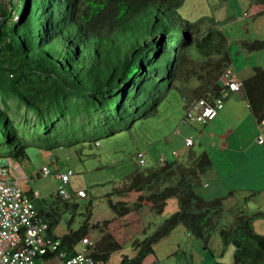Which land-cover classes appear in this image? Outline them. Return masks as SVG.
Returning <instances> with one entry per match:
<instances>
[{"label":"trees","instance_id":"1","mask_svg":"<svg viewBox=\"0 0 264 264\" xmlns=\"http://www.w3.org/2000/svg\"><path fill=\"white\" fill-rule=\"evenodd\" d=\"M183 2L0 0V102L6 106L9 99L17 101L47 127L60 119H82L92 129L75 132L78 127L72 124L62 142L46 140L41 148L20 134L0 106V160L10 157L19 162L30 150L52 151L130 131L137 121L155 115L169 90L178 88L187 76L192 48L206 57L208 69L194 95L221 96L218 80L231 63L226 37L212 27L201 32L179 18L176 10ZM254 7L263 9L264 0H256ZM241 45L248 51L264 49V41ZM242 92L253 116L264 121L263 68L255 67L253 75L242 81ZM211 169L209 155L192 150L162 166L136 162L134 170L107 194L120 197L135 192L136 199L131 204L108 199L112 212L119 217L136 214L143 225L144 208L161 214L171 198L177 199L179 208L150 235L134 241L136 253L122 255L119 264H144L154 254V246L179 226L204 245L217 232L225 246L234 248L230 264H264V234L253 230L254 219L264 214L240 211L226 220L224 198L206 200L196 192ZM57 201L54 207L39 210L52 234L60 222V206H78ZM89 220L87 216L77 230L58 237L61 249L74 252L80 239L97 228ZM121 249L108 232L92 254L106 260Z\"/></svg>","mask_w":264,"mask_h":264},{"label":"rangeland","instance_id":"2","mask_svg":"<svg viewBox=\"0 0 264 264\" xmlns=\"http://www.w3.org/2000/svg\"><path fill=\"white\" fill-rule=\"evenodd\" d=\"M255 2L256 0H184L176 13L183 21L199 30H206L208 26L221 30L227 40L230 65L237 76L244 80L253 75L254 66L264 69V49L248 51L241 45L243 41H264V8L260 11L254 10ZM189 56L199 61H189V71L186 77L183 75V79L188 84L198 82L201 85L208 70L205 65L206 57L198 53L195 48L190 49ZM196 97L198 96L194 95L192 98ZM185 102L180 92L171 89L160 104L158 112L145 120L137 121L130 131L106 135L97 142L85 141L52 151L30 150L28 156L20 160L19 164L26 168L30 178L28 189L39 193L37 208L41 206L39 201L42 199L45 202L57 201L55 190L58 181L55 173L67 168L72 169L74 173L70 177L67 189L72 193L83 190L87 194L79 200L76 208L68 207L70 208L68 209L60 206L62 227H66L68 219L73 216V223L77 228L80 220H84L87 216L90 218L94 210L98 219L97 228L86 234L95 241L94 250L98 249V242L103 234L111 232L125 243L132 238L123 249L125 255L131 256L134 251L133 242L150 235L155 226L161 224L166 217L163 218L154 211L148 212L146 222L140 225L136 214L130 218L119 217L113 212V214L106 213L111 210L108 199L114 201L113 199L118 198L131 204L137 196L135 192L120 197L107 194L134 170L138 151L144 153L145 166H152L162 153L171 161L175 158L171 154L173 150L179 153L180 158L192 150L197 154L206 152L209 157V152H216L214 159L211 160L212 169L207 171L203 177V185L196 190L198 194L206 200L224 198L226 218L240 211H245L251 216L257 212L264 214V153L260 150L264 151V141H256V145L249 148L248 152H232L231 159L227 160L224 153L211 147L209 123L206 125L192 121L187 124L182 123ZM0 106L7 110L20 134L28 142L41 148H45L46 140L59 139L62 142L72 124L78 127L75 132L92 130L87 121L82 119L74 121L60 119L56 124L48 127L41 125L34 112L27 110L13 99L7 100L6 106L0 102ZM246 129L249 128L245 124L242 125L237 135L242 133L248 135ZM176 130L179 134H174ZM186 137L193 139L192 146L185 147ZM248 156L250 162L247 163ZM4 162V159L0 160V164ZM44 164L50 165L51 174L48 176L38 173ZM217 174L220 175L219 178ZM230 202L234 204L228 205ZM87 207H90L89 211ZM140 217L144 219V213L141 212ZM253 230L258 234H264V218L254 219ZM233 251V246H225L222 243L217 232H214L207 245H204L201 240L179 226L154 246V254L149 255L144 264H230ZM35 264H55V262L38 259Z\"/></svg>","mask_w":264,"mask_h":264},{"label":"built area","instance_id":"3","mask_svg":"<svg viewBox=\"0 0 264 264\" xmlns=\"http://www.w3.org/2000/svg\"><path fill=\"white\" fill-rule=\"evenodd\" d=\"M219 80L224 85L221 93L226 90L242 91V82L229 67L222 72ZM222 107V96L193 98L185 107V122L206 125L216 117ZM174 134H179L178 130L174 131ZM192 145L193 139L185 138V147ZM171 154L175 158L179 157L176 150ZM136 160L140 165L146 164L144 153L141 151L136 153ZM4 161L0 164V264H35L38 259L45 262L51 260L55 264H112L110 257L104 260L93 256L95 241L90 236L81 238L71 254L61 249V241L49 233L47 221L34 205V199L39 197V193L24 188L19 183V174L13 159L6 157ZM167 161L162 153L157 166H162ZM38 173L43 176L50 175V165H42ZM73 173L70 168L55 173L58 181L55 190L57 200L77 203L86 197L83 190L72 193L67 189ZM53 255L49 260L43 259Z\"/></svg>","mask_w":264,"mask_h":264},{"label":"crops","instance_id":"4","mask_svg":"<svg viewBox=\"0 0 264 264\" xmlns=\"http://www.w3.org/2000/svg\"><path fill=\"white\" fill-rule=\"evenodd\" d=\"M208 27L210 28L212 26H208ZM200 31L202 32L204 30H200ZM189 58H190V62H195V61L198 62L199 61L198 59H196V60L192 59L190 56H189ZM255 67H257V66H254V68ZM229 68L233 69L231 67V65H229ZM238 79L241 82L243 81V79H240L239 77H238ZM218 81H219L220 87L222 88L224 85L220 82V80H218ZM199 85L200 84H198V82H194V83L192 82V83L188 84L184 80L177 84L178 88H176L175 90H177L178 92H180V94H182L184 96V99L186 100L185 107H186L187 103L191 99H193L192 97H194V91L199 87ZM221 96L223 98V107L218 111V114L216 115V117L212 121L209 122L208 132L210 133V137L212 140L211 147L215 148L216 151H220L221 153H224L225 158L227 160H230L231 156H232V152H234V153L235 152H237V153L248 152L249 148L254 147L256 145V143H255L256 141H259V142H261L262 140L264 141V121L259 122L253 116V114L251 113L249 104H248L247 100L245 99L242 91L241 92H233V91L226 90L223 93H221ZM182 123L187 124V122H185L184 117H183ZM244 124L249 128V129H246V132L248 131V135L246 133H244V134L242 133V134L237 135V133L240 132V127ZM184 145H185V139H184ZM260 150H262V152L264 153L263 149H260ZM209 153H210L211 160H213L216 152L213 151V152H209ZM256 158H257V156H256ZM166 159H167V157H166ZM246 161H247V163L250 162L249 156L247 157ZM158 162H159V160L157 162H155L153 165L157 166ZM15 163L17 166L16 167L17 174H19V183L22 186H24V188H28L27 185H28L30 178L26 172V168H23L19 164L18 161H15ZM217 176H218V178L220 177L219 174H217ZM38 200H39V198L34 199V205L36 206V208H37L36 204H38L36 202ZM113 200L114 201L118 200V198H115ZM39 202L41 203V206H39V208H37V209L38 210H41V209L45 210L47 208L54 207L55 204H58L59 201H55V202L46 201L45 202V200L42 199ZM233 204H234V202H230V204H228V205H233ZM70 208H68V209H70ZM178 208L179 207H178L177 199L171 198L167 201L165 208H164V211L159 215H161L163 218L168 217L170 214L176 212L178 210ZM141 212H142V214L144 213V221L146 222V219L149 216V214H147V213L153 212V211L149 210L148 208H144V209H142ZM106 213L113 214L111 210H110V212L106 211ZM234 215H232V216L229 215V217H227L226 220H230ZM81 220H83V219H81ZM81 220L78 223L77 228H75V225L73 223V216L70 217V219H68L66 227L65 226L62 227L61 221H60L59 224L56 226L54 232H53L54 235L59 237V236H62L64 234L68 233L69 230H72V231L77 230L82 224ZM97 222H98V219L96 217L95 211L93 210L92 215H91L90 220H89V224H96ZM115 237L118 240V242L122 245V249L120 251L113 252L109 257H110L112 264H119L120 260L122 259V255H125V253L123 252L124 246L126 244H129L130 240L132 238L129 239L125 243L119 237H117V236H115ZM135 253L136 252L134 250L133 254L131 256H133ZM146 258H145V260H146Z\"/></svg>","mask_w":264,"mask_h":264},{"label":"water","instance_id":"5","mask_svg":"<svg viewBox=\"0 0 264 264\" xmlns=\"http://www.w3.org/2000/svg\"><path fill=\"white\" fill-rule=\"evenodd\" d=\"M187 233H189V232L187 231Z\"/></svg>","mask_w":264,"mask_h":264}]
</instances>
